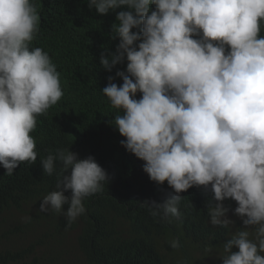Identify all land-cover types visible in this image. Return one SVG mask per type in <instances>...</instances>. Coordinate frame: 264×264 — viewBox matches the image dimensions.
Segmentation results:
<instances>
[{
  "label": "clouds",
  "instance_id": "clouds-1",
  "mask_svg": "<svg viewBox=\"0 0 264 264\" xmlns=\"http://www.w3.org/2000/svg\"><path fill=\"white\" fill-rule=\"evenodd\" d=\"M122 6L127 10L111 26L119 43L99 64L111 72L126 60V69L108 76L101 91L119 110L114 127L125 138L121 146L144 161L151 181L173 190L147 203L150 214L180 218V193L203 186L212 194L210 223L227 229L234 221L223 201L231 198L244 227L222 245V264H264V0H88L100 15ZM38 23L32 0H0V166L8 176L19 163L36 162L29 133L63 96L48 53L30 49ZM57 164L56 190L39 211L62 214L70 226L109 175L94 157L79 159L69 148L41 161L48 176Z\"/></svg>",
  "mask_w": 264,
  "mask_h": 264
},
{
  "label": "trees",
  "instance_id": "trees-1",
  "mask_svg": "<svg viewBox=\"0 0 264 264\" xmlns=\"http://www.w3.org/2000/svg\"><path fill=\"white\" fill-rule=\"evenodd\" d=\"M32 2L39 32L30 49L40 47L48 53L60 74L63 96L36 117V127L29 133L36 141V162L19 163L11 176L0 166V264H67L64 257L72 251L76 260L71 264H222V245L232 234L210 223L211 192L193 186L180 193V218L153 217L148 204L162 202L173 190L166 181L163 185L151 181L143 171L144 161L120 144L125 138L114 127L119 110L101 90L108 76L126 69L127 61L108 72L99 60L119 43V38H111V26L126 6L100 15L88 8V0ZM150 8L155 10L154 5ZM259 35L264 36V21ZM112 82L123 83L119 77ZM140 97L138 92L136 99ZM67 148L79 159L94 157L109 175L101 192L83 200L86 211L70 226L62 214L39 211L43 197L56 190L60 171L57 164L56 172L48 176L41 161ZM223 204L228 209L237 205L231 198ZM62 208L66 211L68 205ZM32 224L37 225L35 231ZM27 236L34 239L26 241ZM174 239L180 243L178 249L170 247Z\"/></svg>",
  "mask_w": 264,
  "mask_h": 264
},
{
  "label": "rangeland",
  "instance_id": "rangeland-1",
  "mask_svg": "<svg viewBox=\"0 0 264 264\" xmlns=\"http://www.w3.org/2000/svg\"><path fill=\"white\" fill-rule=\"evenodd\" d=\"M236 206L237 205H235L234 207H232L231 209H229V211L227 213V217L229 219H231L232 221H234L233 226H230L228 228V230L230 231L231 234H233L237 229H242L244 227L243 224H242V220L238 216H236V215L233 214V210L235 209ZM31 226H32V230L33 231H35L37 229V225L36 224H32ZM10 230H13V227H11ZM13 233H16V232H13ZM12 234H10V235H12ZM17 236L18 235H14V236L12 235V238L17 237ZM28 238H31L32 239L33 237L32 236H30V237L27 236V238H25V240L27 241ZM64 259L66 260V263L67 264L73 263L76 260L75 251H72V254H67L64 257Z\"/></svg>",
  "mask_w": 264,
  "mask_h": 264
}]
</instances>
